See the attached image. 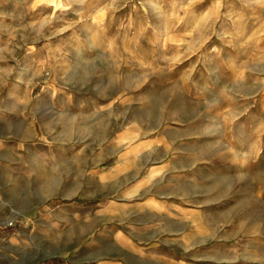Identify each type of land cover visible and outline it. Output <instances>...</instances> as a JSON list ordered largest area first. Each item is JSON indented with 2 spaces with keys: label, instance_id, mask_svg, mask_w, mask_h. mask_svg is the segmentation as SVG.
<instances>
[{
  "label": "rangeland",
  "instance_id": "374dc122",
  "mask_svg": "<svg viewBox=\"0 0 264 264\" xmlns=\"http://www.w3.org/2000/svg\"><path fill=\"white\" fill-rule=\"evenodd\" d=\"M2 122L0 264H97L121 154L191 177L223 263L264 264V0H0Z\"/></svg>",
  "mask_w": 264,
  "mask_h": 264
},
{
  "label": "crops",
  "instance_id": "0c3cea01",
  "mask_svg": "<svg viewBox=\"0 0 264 264\" xmlns=\"http://www.w3.org/2000/svg\"><path fill=\"white\" fill-rule=\"evenodd\" d=\"M9 126L2 122L0 130ZM1 142L0 137V147ZM168 174V168L152 163L144 166L136 159H124L122 154L110 172H100L105 185L112 177L121 180L120 195L128 204L129 212L109 231L112 242L108 241L104 248L96 247L100 257L97 264H224V252L216 249L223 241L217 238L209 242L208 231H204L207 221L193 215L208 208L207 190L203 191L200 186L201 191H193L191 177L172 182L171 177L166 179ZM6 175L10 174L0 169V176ZM8 227L0 233L15 232H9ZM54 258L57 260L46 263ZM63 262L62 256L48 255L43 261L46 264Z\"/></svg>",
  "mask_w": 264,
  "mask_h": 264
},
{
  "label": "trees",
  "instance_id": "16d2710c",
  "mask_svg": "<svg viewBox=\"0 0 264 264\" xmlns=\"http://www.w3.org/2000/svg\"><path fill=\"white\" fill-rule=\"evenodd\" d=\"M93 202H94V201H93ZM93 202H90V203H93ZM7 230H8L9 232H14V231H15V227L9 226ZM51 260H57V258L50 259V260L46 261V263L51 262Z\"/></svg>",
  "mask_w": 264,
  "mask_h": 264
}]
</instances>
